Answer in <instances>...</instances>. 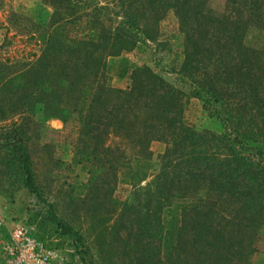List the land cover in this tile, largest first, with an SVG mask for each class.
<instances>
[{
	"label": "trees",
	"instance_id": "1",
	"mask_svg": "<svg viewBox=\"0 0 264 264\" xmlns=\"http://www.w3.org/2000/svg\"><path fill=\"white\" fill-rule=\"evenodd\" d=\"M64 1L34 60L0 59V121L16 118L0 128L6 165L44 201L32 170L30 122L75 120L93 144L81 149L88 181L100 185L105 168L116 174L123 164L120 145L105 142L111 133L134 146L143 167L130 164L126 177L134 185L127 206L133 215L141 209L143 219L135 242L125 243L130 264H250L264 231V39L255 48L245 37L252 27L264 31V0H224L219 13L209 0H117L120 13L98 0ZM168 10L183 40L178 73L221 122L219 132L187 125L184 93L149 67L133 68L126 92L107 81L106 57L132 50L137 37L158 36L149 19ZM114 19V27L105 25ZM159 139L169 143L159 169L136 187L151 169L148 144ZM50 208L61 233L81 241ZM129 220L132 226L135 215Z\"/></svg>",
	"mask_w": 264,
	"mask_h": 264
},
{
	"label": "rangeland",
	"instance_id": "2",
	"mask_svg": "<svg viewBox=\"0 0 264 264\" xmlns=\"http://www.w3.org/2000/svg\"><path fill=\"white\" fill-rule=\"evenodd\" d=\"M98 1L113 13H120L117 0ZM208 2L214 11H223L224 0ZM65 5L64 0H0V59L34 60L47 38L49 20L65 13ZM117 21H107L105 25L114 27ZM149 23L158 26V36L154 39L137 37L132 50L106 57L108 83L126 92L133 68L149 67L184 93L183 121L187 125L197 130L221 131V122L190 93L189 83L178 73L183 60V40L173 11H166L157 20L149 19ZM263 39L264 31L252 27L246 34L245 43L259 48ZM99 109L102 112V108ZM15 120L0 121V128ZM79 128L77 121L64 122L59 118L40 120L35 117L30 122L28 147L32 170L44 201L25 188L6 165L5 152L0 147V249L13 225L23 222L41 242L59 250L60 260L51 264H130L132 252L125 243L127 240L130 244L135 242L143 219H140L141 209L133 212L135 222L129 226L130 215H134L127 205L133 196L134 185L126 177L132 169L130 164L141 170L143 167L134 159V146L110 133L105 142L120 145L122 151L118 152L123 164L116 174L111 168H105L104 182L100 185L89 183V164L81 160L84 159L81 149L93 144L89 138L79 135ZM168 144L165 139L150 141L151 169L144 181L136 182V187L143 188L157 173ZM50 205L81 235V241L61 233L50 219ZM121 218L123 227L118 224ZM255 249L250 264H264V231L257 236Z\"/></svg>",
	"mask_w": 264,
	"mask_h": 264
},
{
	"label": "built area",
	"instance_id": "3",
	"mask_svg": "<svg viewBox=\"0 0 264 264\" xmlns=\"http://www.w3.org/2000/svg\"><path fill=\"white\" fill-rule=\"evenodd\" d=\"M0 250V264H51L61 258L58 249L41 242L23 222L13 225Z\"/></svg>",
	"mask_w": 264,
	"mask_h": 264
}]
</instances>
